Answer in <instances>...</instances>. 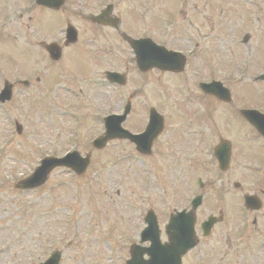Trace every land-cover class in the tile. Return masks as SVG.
I'll use <instances>...</instances> for the list:
<instances>
[{
	"label": "rangeland",
	"instance_id": "obj_1",
	"mask_svg": "<svg viewBox=\"0 0 264 264\" xmlns=\"http://www.w3.org/2000/svg\"><path fill=\"white\" fill-rule=\"evenodd\" d=\"M92 1L94 7L87 10H98L100 0L97 3L96 0ZM241 2L210 0V7L205 8L202 0H187L189 11L186 12L185 8L182 22L185 25L188 22L200 25L204 22L209 24L212 19L217 20L219 32L228 38L227 35L239 34L249 24L247 21L242 23L241 16L246 15L249 9L247 4L244 3L243 7ZM144 5V0H124L118 10L122 16L130 19L131 12L141 15L139 9ZM168 5L171 8V2ZM78 8L73 9H77V14L73 12L71 22L80 29L81 41L70 47L64 53L63 61L56 66H49L44 52H37L38 47L33 43L36 35L34 31L57 34L55 30L49 29L47 22L13 19L3 26V39H0V88L3 75H9V80L24 75L33 81L36 63L41 62L48 68L44 72V69H39L40 80L24 88V95L19 88L16 98L7 107L0 106V145L7 143L4 150L0 149V264H36L47 257L51 244L64 248L61 264H120V258L128 255L129 244L145 226L146 211L153 209L164 222L172 209L182 204V199H179L181 195L178 196L182 191L181 186L187 189L194 187V168H198L199 161L188 166L180 159L178 152H190L193 144L190 137L183 133L186 122L194 118V123L213 121L212 105L197 100L192 102V99L186 106L175 102L184 94L192 92L196 72L206 75L204 65L210 53L199 58L193 57L192 64L190 62L185 72L177 77L150 72L148 79L144 80L138 77L137 70L125 55L131 54L128 47L125 44L116 45L115 31L92 25L86 19L87 14L79 12ZM163 11V2L158 0L149 20L141 15L139 22L148 27L155 21V27L161 28L164 16L161 19L153 17L162 15ZM45 18L51 19L47 14ZM53 20L60 23L61 19L54 17ZM132 27V34L142 31L134 24ZM16 32L21 34V40L14 39ZM93 38L100 42L102 40V44L107 43L106 53L94 51L99 48L90 42ZM226 38L213 41L219 51L218 66L229 65L233 61L231 52L229 55L227 51L229 45ZM263 40L261 33L252 40L253 48L249 52L251 54L254 51L253 60L258 55L257 50H264ZM85 41H88L93 51H87ZM205 42L206 45L201 42L202 48L208 47L210 43ZM171 43L176 47H190L189 40L185 39L174 38ZM118 52L121 57L117 55ZM234 56L238 57V52H234ZM260 63L264 65V58ZM60 66L66 69L64 77L58 75ZM110 67L128 70L126 85L116 88L105 80L103 71ZM79 76H93V79L82 83ZM145 81V88L136 95L134 107H139L144 99L152 97L150 102L161 107L169 116L166 121L169 135L160 139L157 153L152 159L136 158L127 142L114 141L102 151L91 150V165L82 177L57 170L39 191L18 192L13 186L16 178L29 174L37 165L39 157L64 154L71 146H76L82 155L88 152L86 146L101 133V116L106 113L110 98L116 96L126 99L134 85L138 87ZM67 83H72V87L77 90L86 88L92 97L87 96L82 100L70 94L63 87L69 85ZM160 89L166 94L164 100L158 97ZM182 91L185 93L181 94ZM72 93L76 94L77 91L72 90ZM216 112L219 114L218 110ZM134 118L132 115L127 126L141 128L144 118L139 125L133 124ZM218 118L215 119V125L219 124ZM16 119L23 125L20 135L14 131L13 122ZM183 141L189 142V149L181 148ZM181 169L185 172L183 180L180 179ZM190 193L187 191L186 194ZM206 207H212L210 197L206 200ZM70 240L72 245H67ZM222 248L229 254L227 264L259 262L257 257L252 256L254 260L249 258L250 248L242 246L240 252L230 246ZM243 255L246 257L243 258Z\"/></svg>",
	"mask_w": 264,
	"mask_h": 264
},
{
	"label": "flooded vegetation",
	"instance_id": "obj_2",
	"mask_svg": "<svg viewBox=\"0 0 264 264\" xmlns=\"http://www.w3.org/2000/svg\"><path fill=\"white\" fill-rule=\"evenodd\" d=\"M226 222H224L223 225L218 226V231L215 234V243L219 245L221 242L224 244H228L229 241L227 240L228 235L227 234H222L223 232H227V226L225 225Z\"/></svg>",
	"mask_w": 264,
	"mask_h": 264
},
{
	"label": "water",
	"instance_id": "obj_3",
	"mask_svg": "<svg viewBox=\"0 0 264 264\" xmlns=\"http://www.w3.org/2000/svg\"><path fill=\"white\" fill-rule=\"evenodd\" d=\"M179 252H180V249H179Z\"/></svg>",
	"mask_w": 264,
	"mask_h": 264
}]
</instances>
